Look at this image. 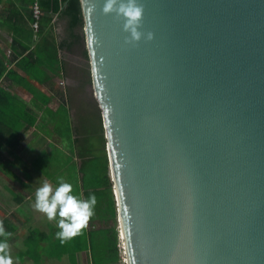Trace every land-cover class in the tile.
Masks as SVG:
<instances>
[{
	"label": "water",
	"instance_id": "1",
	"mask_svg": "<svg viewBox=\"0 0 264 264\" xmlns=\"http://www.w3.org/2000/svg\"><path fill=\"white\" fill-rule=\"evenodd\" d=\"M125 264H264V0H80Z\"/></svg>",
	"mask_w": 264,
	"mask_h": 264
},
{
	"label": "crops",
	"instance_id": "2",
	"mask_svg": "<svg viewBox=\"0 0 264 264\" xmlns=\"http://www.w3.org/2000/svg\"><path fill=\"white\" fill-rule=\"evenodd\" d=\"M44 1L49 9L42 8V30L35 34L34 0H0V224L8 233L0 236L7 242L0 249V262L109 264L111 257L101 254L96 233L91 230L61 242L55 235L59 229L52 225L56 220L34 207L35 191L44 182L55 186L62 179L84 199L89 196L86 187L90 193L95 190L88 186L93 157L79 122L85 128L91 115L93 123L103 126L93 86L89 101L82 81L64 68L70 58L65 49L68 20L60 13L68 2ZM53 3L56 12L50 10ZM102 140L104 146V136ZM103 151L102 169L107 162L110 179L106 144ZM84 161L90 163L86 172ZM110 192L114 199L112 188Z\"/></svg>",
	"mask_w": 264,
	"mask_h": 264
},
{
	"label": "clouds",
	"instance_id": "3",
	"mask_svg": "<svg viewBox=\"0 0 264 264\" xmlns=\"http://www.w3.org/2000/svg\"><path fill=\"white\" fill-rule=\"evenodd\" d=\"M103 13H115L123 19V30L128 33L125 43L135 44L141 39L152 40L151 31H142L144 5L141 0H104ZM96 196L89 194L87 199L74 194L72 184L62 179L53 186L49 182L42 183L35 191L34 207L46 215L48 220H56L58 231L56 237L64 242L86 227L89 218L93 215ZM3 225L0 224V236H7ZM7 247L6 240L0 239V249ZM11 264V260L0 262Z\"/></svg>",
	"mask_w": 264,
	"mask_h": 264
},
{
	"label": "rangeland",
	"instance_id": "4",
	"mask_svg": "<svg viewBox=\"0 0 264 264\" xmlns=\"http://www.w3.org/2000/svg\"><path fill=\"white\" fill-rule=\"evenodd\" d=\"M81 86L85 89V96L90 101L91 92L89 89L92 87V84L81 82ZM97 107V103L94 104V110L96 112L98 109ZM86 119L90 121L88 123V126L84 128V126L81 125L82 123L79 122V130H82V135L84 133V130H86L84 136L85 144L88 143V148L86 146V149L88 151L90 150L89 154L93 157L91 160V165L88 174V178H90L88 186L94 187L96 189V187L101 184V170L103 166V160L105 158L103 147L105 148L106 143L104 142L103 146V126L102 128H100L99 124L93 123L91 115L89 117L86 116ZM60 129L65 130L64 126H62V128ZM83 146L84 144L81 145V148H83ZM104 194L106 193H103V196L95 195L98 197L96 198V204L94 206L93 215L89 218L86 227H84L77 235H84V233L87 232L91 234L92 230L94 233H96L97 243L102 251L101 254H108L111 257L109 264H125L121 236L119 233L116 206L114 203L113 195L111 192L107 193L108 195ZM52 225L57 227V223L55 222H53ZM65 249V246H63V251Z\"/></svg>",
	"mask_w": 264,
	"mask_h": 264
},
{
	"label": "trees",
	"instance_id": "5",
	"mask_svg": "<svg viewBox=\"0 0 264 264\" xmlns=\"http://www.w3.org/2000/svg\"><path fill=\"white\" fill-rule=\"evenodd\" d=\"M68 2V9L65 12L60 13L62 17L68 20L67 30V43L65 49L69 53V60L65 61L64 68L66 71L71 72L75 79L84 83L92 84L91 66L89 60V54L86 48V40L84 35V19L82 13V5L80 0H65ZM42 8L44 10L49 9L45 1L42 0ZM54 12L57 11V5L53 3V8L50 9ZM50 20H48L49 22ZM90 163L84 161L83 171L86 172ZM101 184L96 187L91 193L95 195L103 196L110 193L112 184L107 174V162L104 168L101 170ZM85 193L91 194L86 187Z\"/></svg>",
	"mask_w": 264,
	"mask_h": 264
},
{
	"label": "built area",
	"instance_id": "6",
	"mask_svg": "<svg viewBox=\"0 0 264 264\" xmlns=\"http://www.w3.org/2000/svg\"><path fill=\"white\" fill-rule=\"evenodd\" d=\"M44 12L40 0H34L32 5V30L35 34H39L42 30Z\"/></svg>",
	"mask_w": 264,
	"mask_h": 264
},
{
	"label": "bare ground",
	"instance_id": "7",
	"mask_svg": "<svg viewBox=\"0 0 264 264\" xmlns=\"http://www.w3.org/2000/svg\"><path fill=\"white\" fill-rule=\"evenodd\" d=\"M121 243H122V240H121Z\"/></svg>",
	"mask_w": 264,
	"mask_h": 264
}]
</instances>
